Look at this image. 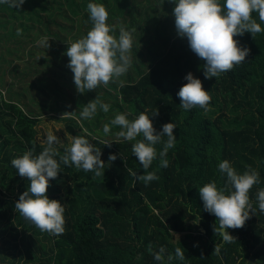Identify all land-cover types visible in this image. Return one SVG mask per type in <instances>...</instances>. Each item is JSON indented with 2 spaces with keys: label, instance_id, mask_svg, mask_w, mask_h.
<instances>
[{
  "label": "trees",
  "instance_id": "16d2710c",
  "mask_svg": "<svg viewBox=\"0 0 264 264\" xmlns=\"http://www.w3.org/2000/svg\"><path fill=\"white\" fill-rule=\"evenodd\" d=\"M89 3L105 7L106 23L114 27L111 35L118 39L120 27L131 32L132 66L115 82L80 94L65 53L93 27ZM174 7L173 0H25L19 9L0 4V40L20 47L27 77L43 75L20 94L8 93L0 78V264H161L148 251L149 244L153 252L166 249L163 264H264V213L256 198L264 188V31L234 37L250 49L245 61L205 79L204 61L191 52L186 38L177 36ZM252 16L264 29L258 15ZM45 37L48 48L38 44ZM19 51L7 48L5 56ZM2 62L10 65L12 60ZM189 72L211 96L208 111L179 107L176 93L187 83L184 77ZM58 86L73 91L69 105H80V111L64 106L68 95ZM46 90L51 99H43ZM96 97L110 105L108 112L98 106L91 119H83L80 112ZM156 109L158 115L152 117ZM66 112L72 114L63 115ZM141 113L149 116L157 132L166 123L176 126V143L166 156L168 167L159 166L158 155L147 171H154L159 179L147 186L131 175L145 174L132 155L136 141L118 137L120 127L110 124L117 114L133 121ZM45 114L66 117L61 120L68 122V133L100 148L105 164L103 176L97 177L71 163L64 165L60 157L65 148L56 149L53 158L60 173L49 181L46 195L65 209L64 232L59 236L41 232L15 209L29 182L10 162L30 149L34 155L43 151L46 145L37 141L35 129ZM105 124L111 129L108 134L103 131ZM154 147L159 154L163 143ZM109 155L117 159L109 161ZM224 160L239 174L250 166L260 178L249 191L250 219L243 228L228 230L236 239L232 243L222 242L214 233L216 217L203 210L198 192L210 182L218 189L224 187L226 176L218 170ZM172 233H187L192 245L173 242ZM216 245L219 254L213 252ZM177 247L184 249L186 259L168 262L167 256H174Z\"/></svg>",
  "mask_w": 264,
  "mask_h": 264
},
{
  "label": "clouds",
  "instance_id": "9594fccd",
  "mask_svg": "<svg viewBox=\"0 0 264 264\" xmlns=\"http://www.w3.org/2000/svg\"><path fill=\"white\" fill-rule=\"evenodd\" d=\"M24 2L25 0H0V4H7L16 9H19ZM173 2L175 7L172 14L177 36L186 38L191 52L204 61L205 79L218 77L245 61L250 49L240 46L239 41L234 37L243 36L244 33L255 36L264 31L261 24L252 16L256 13L259 21L264 23V0H224L223 5L220 0H173ZM87 11L93 27L85 37L72 42L65 53L69 58L67 67L73 73L74 85L80 94L95 90L101 84L107 86L110 81L115 82L132 66L131 32L120 27L118 39L111 35L114 27L107 25L108 12L102 4L89 3ZM21 34L22 30L17 29V35ZM48 41L45 37L38 41V44L48 48L50 46ZM184 80L187 83L176 93L180 100L179 107L186 111L196 107L208 111L211 96L203 89L201 81L194 78L191 72L184 77ZM98 106L105 113L110 107L96 97L83 107L80 116L83 119H91L96 114ZM70 114L72 113L66 112L63 115ZM157 115L158 109L152 117ZM110 124L120 127L121 131L116 133L118 137H122L125 141H136L132 145V155L137 158L145 174L138 175L128 169L131 175L136 180L143 181L145 186L158 180L159 177L154 171L147 170L158 155L159 166L168 167L166 156L168 150L175 146L176 136L173 132L176 126L173 123H166L162 125V130L157 132L149 116L144 113L139 114L133 121H129L125 114H117ZM110 130L109 124L103 126L105 134ZM65 135L69 134L65 133ZM140 135L143 136V140L136 139ZM163 137H167L166 141L162 140ZM44 143L46 146L39 155H34L33 150L30 149L10 162L16 173L29 182L27 190L15 202V209L41 232L59 236L64 232L65 209L60 201L50 200L46 192L50 187L49 181L56 179L60 173V165L53 158L58 153L53 146L60 144L61 141L53 133H49ZM160 143H163V148L158 154L154 146ZM106 145L110 146V144ZM101 154L100 148L95 147L86 138L71 136V144L65 148L60 159L66 166L71 163L78 170L91 171L99 177L103 176L105 165L100 159ZM116 159V155H109V161ZM218 170L226 176L224 187L218 189L215 182H210L198 192L203 202V210L216 217L217 222L213 225L214 233L219 235L224 243H232L236 239L228 230L243 228L245 222L250 219L253 210L249 191L260 183V178L258 171L250 166H246V171L239 174L227 160L219 163ZM256 198L259 211L264 213V188L257 192ZM172 234L179 239L176 234ZM147 248L154 259L163 264L166 249L160 247L158 251L153 252L151 244ZM219 251L220 246L216 245L213 252L219 254ZM184 252L181 247L175 248L174 256L168 255L167 261L171 262L174 258L184 261L186 259ZM201 255L203 256V253Z\"/></svg>",
  "mask_w": 264,
  "mask_h": 264
},
{
  "label": "rangeland",
  "instance_id": "374dc122",
  "mask_svg": "<svg viewBox=\"0 0 264 264\" xmlns=\"http://www.w3.org/2000/svg\"><path fill=\"white\" fill-rule=\"evenodd\" d=\"M2 32V31H0ZM13 49L15 48L16 50H20L18 54H12L10 56H5L6 54V49ZM0 78L3 80L4 84H6V91L9 93H18L20 94V91L24 86H27L29 83H35L37 78L42 77L43 75H34L32 77H27L26 74V64L24 62H21L22 60L24 61V58H21V49L17 44H10L9 42H5L4 40H0ZM20 58V59H18ZM2 59L5 60H12V63L10 65H7V63L2 62ZM17 59V60H16ZM36 70L40 71V67L36 65ZM35 65L30 67L31 71H33ZM35 70V71H36ZM26 76L23 79H21L22 76ZM59 84V82H57ZM57 84V85H58ZM58 89H61L65 92L66 95H68V98H66V102L64 104L65 107L68 109L72 110L73 112H76V110L80 111L79 109L81 108L80 105H69L70 104V99L72 98L73 91H70L69 88L67 87H59ZM6 98L8 97V94L4 90H1ZM31 93V89L29 90ZM47 92V93H46ZM45 94L46 96L43 98L44 100L46 99H51L50 95L48 94V90H46ZM41 98V96L39 97ZM43 100V101H44ZM107 102V99L103 100ZM36 106H33V109L35 110ZM25 110L29 109V107H25ZM66 117H61L59 114H45L40 118L39 124L37 125L35 132H36V139L39 143H44L48 134L53 133L57 138L61 141L60 144H55L53 147L55 149H61L62 147L66 148L70 146L71 144V136L74 137L73 135H70L67 131V126L68 122H62L61 119H65ZM80 123V122H78ZM65 133H68L69 135H65ZM176 234L179 239H177L174 235L172 238L173 242H180L184 241L187 245H192V241L186 239L187 233H174ZM194 235H196L194 233ZM200 242V241H198ZM204 242V241H203ZM202 245V243H201ZM21 251V248L20 250ZM22 253V251H21Z\"/></svg>",
  "mask_w": 264,
  "mask_h": 264
},
{
  "label": "water",
  "instance_id": "95a60500",
  "mask_svg": "<svg viewBox=\"0 0 264 264\" xmlns=\"http://www.w3.org/2000/svg\"><path fill=\"white\" fill-rule=\"evenodd\" d=\"M200 231H201L202 233H204V231H203L202 229H200ZM222 242H223V240H222Z\"/></svg>",
  "mask_w": 264,
  "mask_h": 264
},
{
  "label": "bare ground",
  "instance_id": "6f19581e",
  "mask_svg": "<svg viewBox=\"0 0 264 264\" xmlns=\"http://www.w3.org/2000/svg\"><path fill=\"white\" fill-rule=\"evenodd\" d=\"M199 229V228H198Z\"/></svg>",
  "mask_w": 264,
  "mask_h": 264
}]
</instances>
